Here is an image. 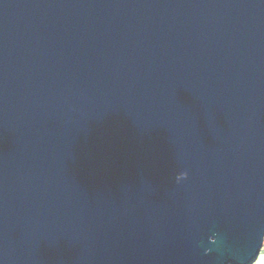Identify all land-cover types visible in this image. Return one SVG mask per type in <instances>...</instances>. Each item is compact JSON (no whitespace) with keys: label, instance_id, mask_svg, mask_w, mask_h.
I'll return each mask as SVG.
<instances>
[{"label":"water","instance_id":"95a60500","mask_svg":"<svg viewBox=\"0 0 264 264\" xmlns=\"http://www.w3.org/2000/svg\"><path fill=\"white\" fill-rule=\"evenodd\" d=\"M264 0H0V264H253Z\"/></svg>","mask_w":264,"mask_h":264},{"label":"built area","instance_id":"2783aa9c","mask_svg":"<svg viewBox=\"0 0 264 264\" xmlns=\"http://www.w3.org/2000/svg\"><path fill=\"white\" fill-rule=\"evenodd\" d=\"M253 264H264V241H263V245H262V248L260 250V253L258 255V258L256 259V261Z\"/></svg>","mask_w":264,"mask_h":264}]
</instances>
